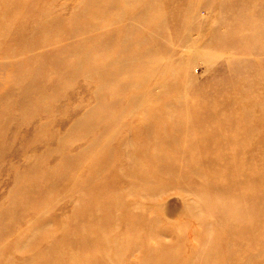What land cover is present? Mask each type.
<instances>
[{
  "label": "rangeland",
  "instance_id": "374dc122",
  "mask_svg": "<svg viewBox=\"0 0 264 264\" xmlns=\"http://www.w3.org/2000/svg\"><path fill=\"white\" fill-rule=\"evenodd\" d=\"M262 176L264 0H0V264H264Z\"/></svg>",
  "mask_w": 264,
  "mask_h": 264
},
{
  "label": "bare ground",
  "instance_id": "6f19581e",
  "mask_svg": "<svg viewBox=\"0 0 264 264\" xmlns=\"http://www.w3.org/2000/svg\"><path fill=\"white\" fill-rule=\"evenodd\" d=\"M241 208H245L247 210L244 216H241L243 217V226H238L237 228H235L233 233L247 235L252 233L257 226L264 222V190L248 196L244 203L242 202V204L238 206V209ZM219 213L222 214L220 209ZM232 217L235 218V215H233Z\"/></svg>",
  "mask_w": 264,
  "mask_h": 264
}]
</instances>
